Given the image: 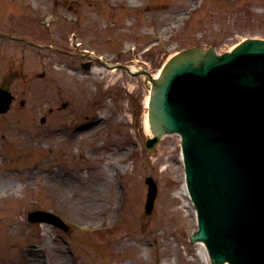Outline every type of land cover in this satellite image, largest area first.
Segmentation results:
<instances>
[{"label":"rangeland","instance_id":"1","mask_svg":"<svg viewBox=\"0 0 264 264\" xmlns=\"http://www.w3.org/2000/svg\"><path fill=\"white\" fill-rule=\"evenodd\" d=\"M32 1L44 10L51 9L64 13L68 19L77 17L82 21L81 25L69 21L56 22L51 24V31L41 29L34 36L37 43L44 39L52 46L50 50H44L45 57L40 48L2 41L5 45L1 47L0 63L15 53L18 74L23 72V67L26 71L49 68L51 83L46 94L51 92V99L59 98L48 101L50 98L45 97L44 92L32 95L23 83L37 85L39 80L26 83L19 77L14 89L19 101L8 113L0 116V150L3 147L16 151L31 149L28 155L13 163L8 156L9 164L39 162L3 176L11 190L7 192L6 200H0V259L4 261L0 264H32V251L38 252V264H160V260L165 259L167 264H174L177 254L185 260L179 259V264H204L197 259L200 245L187 239V234L196 224L193 208L187 206L189 201L183 193L185 172L180 137L167 135L153 151L144 149L142 139L150 135L144 125L148 94L144 78L116 69L106 74L107 79L99 78L104 85L100 81L97 85L98 75L82 70L80 62L85 56L79 55V47L75 43L73 45V41L79 40L83 42L81 46L95 48L113 60L139 58L142 66L155 74L170 54L194 45L198 40L202 39V44H214L218 52H223L243 38L245 31L264 30V0ZM16 10L18 17L15 16L13 24L17 32H37L33 27L22 30L26 22L19 17L21 8ZM224 27H230L228 34H213ZM72 30L78 32L76 38L72 36ZM148 45L152 46L151 49L144 52ZM38 62H42L44 67ZM78 79H82L83 85L90 90L88 101L92 104L83 99V93L79 95L76 91ZM106 86L112 89L104 93ZM130 90L134 92L131 106L126 99V92ZM21 100L27 104L21 106ZM63 101H68L73 110L77 108L84 114L107 117V121L104 117L101 119L102 134H111L105 146H101V141L95 143L87 139L76 142L81 152L86 148L92 150L91 162H78L75 160L77 156H73L78 155L76 146H73L76 143H72L74 131L79 134L87 129L68 128L55 132L46 126L44 134L41 116L46 114L48 104L57 108ZM114 101L126 108L124 123H120L117 116L114 119L115 110L108 103ZM60 112L72 113L56 110L48 115V121L57 123ZM120 126L122 129H115ZM30 130L37 135H24ZM10 136L22 141V146L26 140L27 147L17 148L16 141L15 146H9ZM5 159L6 156L1 154L0 168L7 170L9 164ZM45 167H49V171ZM149 174L159 182L160 193L154 214L147 217L144 212L147 193L144 180ZM89 203L92 207L98 206L100 213L96 209L93 215L88 214ZM46 208H53L70 223L90 226V232L72 224L67 233L57 227L27 220L30 210ZM135 212L138 213L136 224L132 222ZM112 221H116L113 228H96ZM119 237L123 240L128 238L139 247L145 260L141 262L136 256L131 257V249L124 252L126 250L121 246L114 248L109 245ZM64 254L67 256L65 263L60 260Z\"/></svg>","mask_w":264,"mask_h":264},{"label":"water","instance_id":"2","mask_svg":"<svg viewBox=\"0 0 264 264\" xmlns=\"http://www.w3.org/2000/svg\"><path fill=\"white\" fill-rule=\"evenodd\" d=\"M154 83V126L189 130V180L213 254L221 260L227 245L242 250L239 264H264V42L223 57L185 51Z\"/></svg>","mask_w":264,"mask_h":264},{"label":"bare ground","instance_id":"3","mask_svg":"<svg viewBox=\"0 0 264 264\" xmlns=\"http://www.w3.org/2000/svg\"><path fill=\"white\" fill-rule=\"evenodd\" d=\"M134 67H136V66H134ZM156 75H158V73L156 74ZM148 100H149V95H147V98H146V103H148ZM145 121H146V127H147V130L150 132V127H149V122H148V114H146V117H145ZM98 130V127H94V128H92L91 129V132H96ZM71 176H69V178H70ZM0 186H2V188H1V190H5V188H6V186H9L8 184L6 185V184H2V185H0ZM184 190L186 191V194H188V192H187V188H186V185H184ZM90 207V212L88 213V214H90V215H93L94 213H95V211H96V209H98V213H100L99 212V208H98V206H93L92 207V203H89L88 204ZM102 207L103 206H101L100 208L102 209ZM121 241V240H120ZM204 249V248H203ZM137 250V248H135V251ZM31 256H32V264L33 263H36V264H38V263H40V258H39V256H38V252H36V251H32V253H31ZM204 256H205V259H206V262L208 263V264H210V260H209V257H208V254H207V252H206V250L204 249ZM200 257V256H199ZM66 258H67V256L66 255H63V256H61L60 257V260L63 262V263H65V261H66ZM0 262L1 263H4V261L2 260V259H0Z\"/></svg>","mask_w":264,"mask_h":264}]
</instances>
